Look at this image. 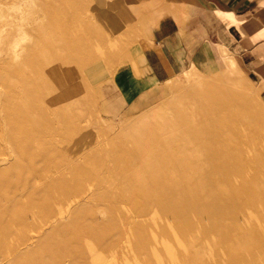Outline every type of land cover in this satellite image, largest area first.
Instances as JSON below:
<instances>
[{
	"label": "rangeland",
	"instance_id": "374dc122",
	"mask_svg": "<svg viewBox=\"0 0 264 264\" xmlns=\"http://www.w3.org/2000/svg\"><path fill=\"white\" fill-rule=\"evenodd\" d=\"M181 7L0 0V138L20 121L27 130L14 136L34 141L21 158L2 138L0 264H16L20 251V264H158L166 233L189 220L177 264H236L251 253L248 264H264V69L248 71L223 49L220 62L184 71L142 102L127 106L116 85L128 65L144 76L143 46ZM188 128L203 130L205 144L188 143ZM203 183L205 193L193 189Z\"/></svg>",
	"mask_w": 264,
	"mask_h": 264
},
{
	"label": "crops",
	"instance_id": "0c3cea01",
	"mask_svg": "<svg viewBox=\"0 0 264 264\" xmlns=\"http://www.w3.org/2000/svg\"><path fill=\"white\" fill-rule=\"evenodd\" d=\"M223 49L248 71L264 69V0H182L180 12L160 19L149 42L143 46L144 76L129 65L117 72L115 80L121 99L127 106L142 102V96L153 91L151 88L155 89L184 71L192 67L205 68L213 61L220 62ZM259 92L264 102V81H261ZM179 117L184 119L185 115L180 113ZM201 132L204 131L185 130L187 142L198 147L204 145L205 138L199 136ZM167 154L174 158L176 152L171 149ZM193 189L205 193V183L194 185ZM177 206L181 208L182 205L177 202ZM180 224L166 233L165 240L171 246L161 248L158 264H177L179 261L183 249L176 244L194 222L181 221ZM238 244L236 248L239 249ZM253 256L254 253L249 257L239 256L236 264H248ZM226 262L223 260V264ZM181 264L194 263L189 257Z\"/></svg>",
	"mask_w": 264,
	"mask_h": 264
},
{
	"label": "bare ground",
	"instance_id": "6f19581e",
	"mask_svg": "<svg viewBox=\"0 0 264 264\" xmlns=\"http://www.w3.org/2000/svg\"><path fill=\"white\" fill-rule=\"evenodd\" d=\"M8 116H6L5 115V118L3 117V119H4V122L7 124V121H8ZM12 118V117H11ZM14 118V117H13ZM12 118V119H13ZM15 121V120H14ZM11 122L13 123V120H11ZM1 123V122H0ZM14 124V123H13ZM37 127H41V125H40V123L38 124H35L34 123V127H33V130H35ZM18 130L20 133H23V132H25L26 130H27V127L25 126V125H23L22 124V122L20 123V121H15V125H12V124H10V125H8L7 127H6V130H5V133H4V135H3V140L6 142V144L10 147V152H11V154L12 155H14L15 157H23L24 156V151H29V152H31V148L32 147H34L33 145H34V141L33 140H27L26 138H24V137H22L21 139L19 138L18 139V137L16 138L15 136H14V131L15 130ZM39 128H37L36 130H38ZM18 135H19V133H18ZM2 138H0V146H1V144H2ZM38 141V140H37ZM0 155H8V153H7V151L6 150H3V149H1L0 148ZM44 156V155H43ZM5 158H6V156H5ZM24 160H25V158H24ZM26 178V177H25ZM25 178H24V180H25ZM29 178V177H28ZM27 178V179H28ZM40 178V180H39V182L41 183V182H43L44 183V181L46 180L45 179V177H39ZM34 179V178H33ZM4 180V181H3ZM23 180V181H24ZM7 181V180H6ZM6 181H5V177H3V175H1V173H0V186H2V185H5V183H6ZM5 182V183H4ZM8 182V181H7ZM24 183H25V181H24ZM7 185V184H6ZM24 186H25V184H24ZM27 186V185H26ZM37 186V185H36ZM7 187V186H6ZM6 187H4L5 189H7ZM14 187H16V185L14 186ZM12 187H10V189H11ZM17 188V187H16ZM5 189H3L4 191H6ZM41 189V188H40ZM17 190V189H16ZM1 191V190H0ZM30 191V190H29ZM10 192H12V193H14L15 191H14V188L10 191ZM26 192V191H25ZM12 193H10V195L12 194ZM22 193V192H21ZM1 194V193H0ZM14 195V194H13ZM10 197V196H9ZM12 198H13V196H12ZM15 198V197H14ZM13 198V199H14ZM21 198V197H20ZM20 198H19V200H20ZM16 199V198H15ZM48 199V198H47ZM18 200V199H17ZM18 200V201H19ZM11 203V202H10ZM13 203V202H12ZM9 205V204H8ZM19 206V205H18ZM16 207H17V205H16ZM28 207H30V206H28ZM15 210V209H14ZM35 210V209H34ZM43 210V209H42ZM10 212V211H9ZM33 209H32V207H30V209H29V211H28V214L29 215H32L33 213ZM0 215H1V213H0ZM9 216V215H8ZM11 216H13V215H11ZM10 216V217H11ZM1 217V216H0ZM14 218V217H13ZM8 219V218H7ZM13 221V220H12ZM51 222H55L54 221V217L50 220ZM22 222H23V224L25 225L26 224V222H27V219L26 220H22ZM28 222H29V219H28ZM26 225H29V224H26ZM57 225V224H56ZM56 225H53V226H56ZM30 226V225H29ZM22 227V226H21ZM27 227V226H26ZM41 227H42V225L37 229V231L38 232H40V230H41ZM35 229H36V227H35ZM52 229V228H51ZM59 230V229H58ZM49 233V232H48ZM50 233H51V231H50ZM49 233V234H50ZM46 234H47V232H46ZM45 234V235H46ZM53 234V233H52ZM57 234V233H56ZM55 234V235H56ZM42 235V234H41ZM54 235V234H53ZM47 236V235H46ZM59 236V235H58ZM3 237V236H2ZM52 237V236H51ZM63 237V236H62ZM52 239V238H51ZM39 239H37V241H38ZM52 240H54V239H52ZM32 241V240H31ZM43 242H44V239L42 240ZM46 241V240H45ZM50 241V240H49ZM27 242L28 241H25V242H21V243H19L18 245H17V247L14 249V250H18V249H20V248H22V247H27L26 245H27ZM43 242H42V244H43ZM40 243V242H39ZM45 243V242H44ZM47 243V242H46ZM61 244H63L62 242H61ZM45 245V244H44ZM47 245V244H46ZM30 246V245H29ZM41 247V246H40ZM48 247H49V245H48ZM51 247V246H50ZM49 247V248H50ZM41 248H45L44 246H42ZM41 248H40V250H41ZM53 248H55V247H53ZM57 248V247H56ZM61 248H62V246H61ZM68 250H72V246H68V247H66ZM2 249V248H1ZM38 249V248H37ZM29 250V249H28ZM39 250V249H38ZM45 250H48V248H45L44 249V251ZM50 250V249H49ZM30 251V250H29ZM37 251V250H36ZM31 252H33V248H32V251ZM31 252H29V254L31 253ZM40 252V251H39ZM48 252V251H47ZM51 252V251H50ZM0 257H1V260L0 261H3L2 263H5L6 261H4V260H6L7 259V257L5 258V253H6V251L4 250V249H2L1 251H0ZM20 253H21V251H20ZM17 254V255H19V256H17V259H15L16 261L15 262H17L16 264H20V260L22 259V258H24V257H26V254H25V252H23V253H21V254ZM42 253H45V252H43L42 251ZM51 254H53V251L51 252ZM5 255V256H4ZM47 255H48V253H47ZM49 255H50V253H49ZM51 256V255H50ZM57 257V256H56ZM51 258H53V257H50V259ZM54 259V258H53ZM57 259H59V258H57ZM52 261H54V260H52ZM56 261V260H55ZM38 262V261H37ZM8 263V262H7ZM42 263L43 264H47V263H45V262H43V260H42ZM41 263V264H42ZM31 264V263H30ZM32 264H39V263H36V262H33ZM56 264V263H55ZM60 264H64V263H60Z\"/></svg>",
	"mask_w": 264,
	"mask_h": 264
}]
</instances>
